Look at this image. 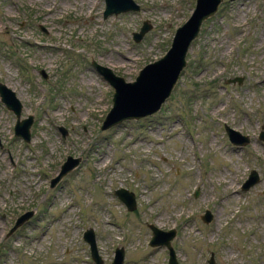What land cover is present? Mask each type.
Here are the masks:
<instances>
[{
	"label": "rangeland",
	"instance_id": "1",
	"mask_svg": "<svg viewBox=\"0 0 264 264\" xmlns=\"http://www.w3.org/2000/svg\"><path fill=\"white\" fill-rule=\"evenodd\" d=\"M132 1L137 10L103 18V0H0V83L19 120L32 118L24 142L0 101V264H93L87 228L101 264L119 247L123 264H166L148 224L175 230L177 264H264V0H221L159 109L100 130L113 89L91 62L133 81L194 4ZM142 21L150 28L134 41ZM224 126L249 143L231 144ZM67 155L79 165L50 188ZM251 169L258 182L241 190Z\"/></svg>",
	"mask_w": 264,
	"mask_h": 264
},
{
	"label": "water",
	"instance_id": "2",
	"mask_svg": "<svg viewBox=\"0 0 264 264\" xmlns=\"http://www.w3.org/2000/svg\"><path fill=\"white\" fill-rule=\"evenodd\" d=\"M221 0H194V6L187 17V19L174 29L170 40L169 47L165 53L145 64L138 71L133 81L125 82L122 77L116 76L111 71L104 67L91 62L96 71L103 77V79L112 87L111 106L104 115L100 130H104L110 126L120 123L123 119L130 118L133 120L151 115L156 112L161 103L169 96L179 73L185 66V54L191 41L197 36L202 21L211 16ZM104 9L102 17L105 18L111 14L123 13L128 11H135L138 5L132 0H103ZM150 28L146 21H142L141 26L137 32L132 33V39L139 41L142 35ZM239 77L232 78L227 82L240 83ZM126 90L139 91L144 96L143 99L149 98V104H138L137 108H128L127 103L121 99ZM124 97V96H123ZM0 101L6 109L10 110L15 115V122L13 125V135L19 137L24 142L29 141V127L32 121L31 116L19 120V113L21 105L15 98L13 92L0 83ZM134 103V102H132ZM129 120V119H128ZM64 132L63 129H60ZM224 132L227 135L229 142L237 146H243L249 142L247 135H241L238 131L224 126ZM258 137L264 140V133L260 132ZM79 157L65 156L63 162L58 167L57 174L50 179L49 187H54L62 177L75 169L80 163ZM258 182L257 173L250 170L245 181L241 185V190H246L253 184ZM113 195L121 201L127 211H132L135 208V199L132 192L117 188L113 190ZM32 215L31 211H26L20 214L14 221L13 225L8 230L10 234L15 228L21 225ZM211 216L206 212L201 217L203 223H208ZM150 229V239L148 244L151 246L163 245L167 249V264H177L170 241L175 235L174 229L161 230L152 224H148ZM82 239L87 244L89 249V256L93 264H101V258L97 253L95 246L94 234L91 228H87L82 232ZM109 264H123V250L121 247L116 248L113 252L112 259ZM208 264H212L210 258Z\"/></svg>",
	"mask_w": 264,
	"mask_h": 264
},
{
	"label": "bare ground",
	"instance_id": "3",
	"mask_svg": "<svg viewBox=\"0 0 264 264\" xmlns=\"http://www.w3.org/2000/svg\"><path fill=\"white\" fill-rule=\"evenodd\" d=\"M49 13L51 12V10H47ZM124 59L125 60H127L126 58H125V56H124ZM124 94L125 95H123V96H121L122 98L121 99H123V101L125 102V103H127V105H128V108L130 109V108H137L136 106L138 105V104H141V106L142 105H144V104H149V102H148V100H149V98L152 100L153 99V97L151 96V97H149V98H146V99H143V95H142V93L141 92H139V91H129V90H126L125 92H124ZM136 101H138L139 103L137 104V102ZM132 102H134V103H132Z\"/></svg>",
	"mask_w": 264,
	"mask_h": 264
}]
</instances>
